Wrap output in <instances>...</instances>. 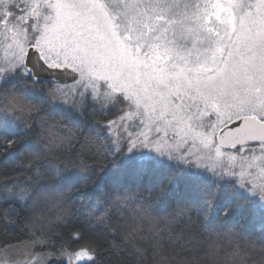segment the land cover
Listing matches in <instances>:
<instances>
[{"label":"snow or ice","instance_id":"1","mask_svg":"<svg viewBox=\"0 0 264 264\" xmlns=\"http://www.w3.org/2000/svg\"><path fill=\"white\" fill-rule=\"evenodd\" d=\"M264 264V0H0V264Z\"/></svg>","mask_w":264,"mask_h":264},{"label":"rangeland","instance_id":"2","mask_svg":"<svg viewBox=\"0 0 264 264\" xmlns=\"http://www.w3.org/2000/svg\"><path fill=\"white\" fill-rule=\"evenodd\" d=\"M72 264H75V261H73Z\"/></svg>","mask_w":264,"mask_h":264}]
</instances>
